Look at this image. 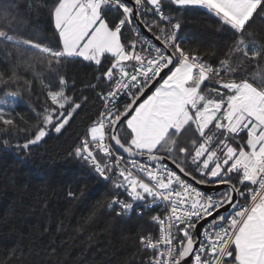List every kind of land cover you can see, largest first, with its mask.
<instances>
[{
  "label": "snow or ice",
  "instance_id": "snow-or-ice-1",
  "mask_svg": "<svg viewBox=\"0 0 264 264\" xmlns=\"http://www.w3.org/2000/svg\"><path fill=\"white\" fill-rule=\"evenodd\" d=\"M35 6L0 0V53L47 81L35 123L0 99L3 145L22 136L15 146L29 150L86 111L68 155L110 186L117 217H148L140 264H264V70L253 69L264 63V0H40L50 29L29 23L24 35L7 22ZM189 11L211 18L222 42L203 54L184 46V17L172 13ZM70 59L97 66L94 96L68 94ZM0 85L32 81L13 71ZM22 255L13 243L0 264Z\"/></svg>",
  "mask_w": 264,
  "mask_h": 264
},
{
  "label": "trees",
  "instance_id": "trees-1",
  "mask_svg": "<svg viewBox=\"0 0 264 264\" xmlns=\"http://www.w3.org/2000/svg\"><path fill=\"white\" fill-rule=\"evenodd\" d=\"M25 2L18 0L21 5ZM27 3L36 6L21 7L20 16L13 12L7 22L20 24L24 35L29 23L33 28L50 29L47 14L39 10L40 0H27ZM172 14L184 17L179 32L184 46L199 49L203 54L209 46H214L213 42H222L215 34L213 20L202 12ZM262 28L257 25L258 31ZM42 35L50 37L52 33L44 31ZM253 69L259 74L264 63L259 68L254 64ZM13 71L22 81H32V86L25 89L0 85V99L6 98L16 106L18 120L22 116L28 123H35L29 109L34 101L42 102L47 81L33 80L30 69L19 61L7 63L0 53V74ZM64 72L69 84L75 83L69 95L94 96L87 86L97 83L93 79L99 75L97 66L70 59ZM87 115L82 111L64 135L52 134L46 142L29 150L15 146L23 143L22 136L10 138L7 146L0 141V237L7 240L6 244H0V258H6L12 244L18 242L23 249L19 257L22 264H140L137 237L143 234L141 230L146 227L148 217L135 214L130 218L117 217L107 206L111 198L106 189L110 186L98 178L90 179L86 166L68 155L76 135L83 131Z\"/></svg>",
  "mask_w": 264,
  "mask_h": 264
},
{
  "label": "bare ground",
  "instance_id": "bare-ground-1",
  "mask_svg": "<svg viewBox=\"0 0 264 264\" xmlns=\"http://www.w3.org/2000/svg\"><path fill=\"white\" fill-rule=\"evenodd\" d=\"M133 214H135V213H133ZM136 215V214H135Z\"/></svg>",
  "mask_w": 264,
  "mask_h": 264
}]
</instances>
